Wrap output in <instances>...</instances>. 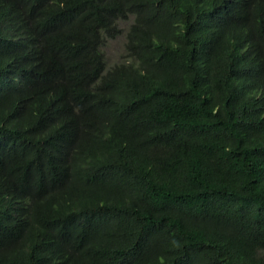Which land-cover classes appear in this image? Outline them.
<instances>
[{
	"label": "trees",
	"instance_id": "obj_1",
	"mask_svg": "<svg viewBox=\"0 0 264 264\" xmlns=\"http://www.w3.org/2000/svg\"><path fill=\"white\" fill-rule=\"evenodd\" d=\"M0 264H264V0H0Z\"/></svg>",
	"mask_w": 264,
	"mask_h": 264
},
{
	"label": "rangeland",
	"instance_id": "obj_2",
	"mask_svg": "<svg viewBox=\"0 0 264 264\" xmlns=\"http://www.w3.org/2000/svg\"><path fill=\"white\" fill-rule=\"evenodd\" d=\"M132 20L121 23V34L115 39H108L104 52L106 55L107 68H111L124 61L126 55L127 33Z\"/></svg>",
	"mask_w": 264,
	"mask_h": 264
}]
</instances>
